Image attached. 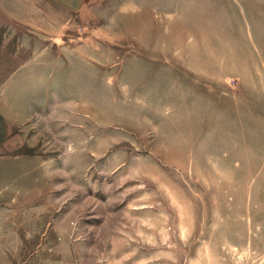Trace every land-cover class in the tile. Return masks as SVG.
I'll use <instances>...</instances> for the list:
<instances>
[{
  "label": "rangeland",
  "instance_id": "1",
  "mask_svg": "<svg viewBox=\"0 0 264 264\" xmlns=\"http://www.w3.org/2000/svg\"><path fill=\"white\" fill-rule=\"evenodd\" d=\"M0 264H264V0H0Z\"/></svg>",
  "mask_w": 264,
  "mask_h": 264
}]
</instances>
